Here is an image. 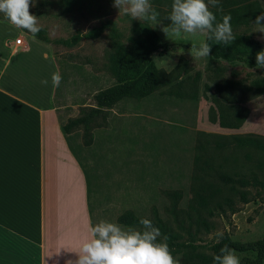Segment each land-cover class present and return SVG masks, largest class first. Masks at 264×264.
Segmentation results:
<instances>
[{
	"label": "rangeland",
	"instance_id": "obj_1",
	"mask_svg": "<svg viewBox=\"0 0 264 264\" xmlns=\"http://www.w3.org/2000/svg\"><path fill=\"white\" fill-rule=\"evenodd\" d=\"M150 2L160 14L159 22L156 24L134 20L123 13L119 14V10L112 7L113 0H37L35 6H30V12L38 17L42 34L45 37V46L47 45L48 52L58 64V73L62 77L59 87H56L55 95H64V103L68 108L72 107V110L77 108L79 112L81 105H94V93L115 83V79L107 71L108 58L112 52L111 33L113 29L120 33V39L125 44L128 43L136 23L149 25L164 42L192 43L195 41L199 44L200 40H205V35L199 32L195 35L182 32L180 37L172 33V23L167 16L171 12L173 0H150ZM259 2L264 9V0H259ZM0 15L4 16L2 13ZM101 25H104V29L96 38L83 37L73 46L60 43L62 39L70 38L76 33L84 34ZM165 27L169 28L167 34L162 30ZM241 30L251 34L264 45V39H261L262 34L254 31V24L243 26ZM15 31V27L11 24L0 25L2 35L3 33L13 35ZM25 34L32 35L22 29L16 37L25 36ZM30 45H33V42H30ZM181 49L184 54H177L180 49L165 53L156 51L153 54V61L158 68L167 72L183 63V60L191 69L190 74L196 70L200 71L199 99L174 101L154 93L140 102L143 109H140L139 104L132 100L127 101L129 105L123 106L129 112L127 132L123 135L129 143L128 178L133 193L136 187L139 188V182H141L136 171L137 165L140 166L139 141H141V135L144 139V166L148 169L154 167L153 177L149 173L144 175L143 198L134 197L132 201L137 213L143 216H149L151 205H155L159 214L165 218L163 207L167 200L160 193L162 188H181L183 198L180 205L182 207L187 205L191 175L190 160L196 148H209L217 155V159H219V154L232 153L237 160L235 163H228L226 167L245 172L250 169L257 170L256 159L261 157L260 151H255L250 146L238 147L237 145L257 139L264 140V94L252 97L244 105L222 104L218 106L204 95V85L207 81L210 82L207 75L209 72L206 69L208 58L195 59L189 54V48ZM41 53V49L33 46L28 57L32 59L33 56L40 59ZM215 64L219 65V62ZM222 64L227 67L225 77H229L231 71L237 72V78L246 80L264 76V69L261 68H247L241 65L231 67L225 63ZM44 66L45 74L47 64ZM46 76L50 80V66ZM210 93V91L207 92L208 95ZM132 103L136 107H133ZM135 108L138 112L144 110V115L139 120L131 115ZM152 142H155V146H152ZM217 145H222L225 149L219 150L216 148ZM137 151L139 157H136ZM248 152L253 155V159L245 157V153ZM172 167L176 169L174 177L171 172H160L164 168L171 169ZM104 178V175H96L95 185L92 183V186H95L97 191L105 189ZM250 193L255 196L254 199L248 203L239 202L238 205L241 208L239 211L228 218L219 215L214 219L215 228L208 234L207 239L223 231L229 232L232 238L242 241L255 239L263 234L264 192L250 188ZM101 220L106 219L98 215L96 222L99 223ZM133 229L138 230V227ZM85 240L84 236L80 238L79 244L58 243L53 237L52 229L47 227L45 264H67L70 260L75 261L77 252ZM173 258L180 264V254Z\"/></svg>",
	"mask_w": 264,
	"mask_h": 264
},
{
	"label": "crops",
	"instance_id": "obj_2",
	"mask_svg": "<svg viewBox=\"0 0 264 264\" xmlns=\"http://www.w3.org/2000/svg\"><path fill=\"white\" fill-rule=\"evenodd\" d=\"M1 24L10 23L0 18ZM15 29L13 35L0 32V264H45L47 227L61 244H79L84 236L90 239L98 215L123 228L137 227L120 224L117 217L126 209L139 215L132 201L143 198L144 175L153 177L154 167L144 166L141 135L140 166L136 167L141 182L133 193L128 178L129 143L123 135L129 112L123 106L132 100L143 109L140 102L148 97L119 100L109 110L107 125L95 128L93 143L84 146L80 130H61L78 109L68 108L64 95H55L51 78L58 64L47 45L25 34L26 46L17 48L13 41L22 29ZM33 46L41 49L40 59L28 57ZM143 111L135 108L131 115L139 120ZM162 171L174 177L176 169ZM96 175L105 177L103 191L92 186Z\"/></svg>",
	"mask_w": 264,
	"mask_h": 264
},
{
	"label": "trees",
	"instance_id": "obj_3",
	"mask_svg": "<svg viewBox=\"0 0 264 264\" xmlns=\"http://www.w3.org/2000/svg\"><path fill=\"white\" fill-rule=\"evenodd\" d=\"M80 1V0H79ZM210 10L216 15L217 21H222L224 15L231 16V26L235 40L225 46L216 44L214 40H206L211 48L208 57V80L204 85V95L211 102L218 104L244 105L249 99L264 94V76L246 80L237 78V72L231 71L225 77L227 67L241 65L247 68L256 67V53L264 49V45L251 34L241 30L243 26L254 24L256 16L264 12L259 0H220L219 7ZM0 18L4 16L0 15ZM104 29V25L94 27L86 33H76L70 38L62 39L60 43L73 46L83 37L96 38ZM112 52L109 55L107 71L115 79V83L94 93V105H81L74 117H69L61 126L64 133L81 131V142L84 146L93 143L95 128L105 127L109 110L121 99L132 98L137 101L151 94L158 93L167 100L181 101L183 99L197 100L199 95V80L201 72H190L188 64L176 65L171 71L158 68L153 61L156 51H177L181 48L191 49L192 43L185 41L164 42L147 24L136 23L132 35L125 44L121 41L116 29L111 33ZM45 41L42 31L36 37ZM199 44L197 43V46ZM216 65L215 63H218ZM184 76V77H183ZM211 93L208 95L207 92ZM238 147L250 146L260 151L256 159V169L248 172L229 169L228 163H235L236 158L231 153L214 154L207 147L194 150L191 162V175L187 205L182 207L181 188L160 189L167 200L163 207V218L155 205H151L149 216L137 215L132 209H126L118 217L117 222L124 225L137 226L141 218L149 219L161 231V237H168L167 243L174 257L180 254V264H213V257L225 244L234 249L240 264H264V232L251 240H237L230 233L223 231V239L217 242L216 236L207 239L214 228V219L219 215L228 218L241 208L239 202L248 203L254 199L250 188L264 192V140H252L240 143ZM219 150L225 149L217 145ZM262 152V154H261ZM247 159H253L251 153H245Z\"/></svg>",
	"mask_w": 264,
	"mask_h": 264
},
{
	"label": "clouds",
	"instance_id": "obj_4",
	"mask_svg": "<svg viewBox=\"0 0 264 264\" xmlns=\"http://www.w3.org/2000/svg\"><path fill=\"white\" fill-rule=\"evenodd\" d=\"M37 0H0V13L13 26L27 30L36 39L41 26L38 17L30 12V6H35ZM219 7L220 0H173L171 12L167 19L171 21L172 33L180 37L181 33L195 35L201 33L206 40H214L216 44L228 46L236 39L232 26L231 16L224 15L222 21H217L216 15L210 10ZM112 7L119 10V14L131 16L134 20L158 23L159 12L152 6L150 0H113ZM255 32L261 33L264 39V12L256 16L253 21ZM169 33V28L162 29ZM212 46L205 40H200L199 45L192 42L189 54L195 59L211 56ZM177 54H184L180 49ZM256 67L264 69V49L258 51L255 56ZM52 84L59 87L61 75L52 74ZM46 85L47 80H42ZM139 224L142 229L129 227L125 230L117 223L101 220L90 228L91 238L84 241L75 261L67 264H178L169 249L168 237H161V231L146 218H141ZM217 242L223 239V233H216ZM213 264H240L234 249L227 244L220 248L219 254L214 255Z\"/></svg>",
	"mask_w": 264,
	"mask_h": 264
},
{
	"label": "built area",
	"instance_id": "obj_5",
	"mask_svg": "<svg viewBox=\"0 0 264 264\" xmlns=\"http://www.w3.org/2000/svg\"><path fill=\"white\" fill-rule=\"evenodd\" d=\"M14 45L17 47V48H24L26 46V41L24 39V36L23 35H20L18 37H16L13 41Z\"/></svg>",
	"mask_w": 264,
	"mask_h": 264
}]
</instances>
